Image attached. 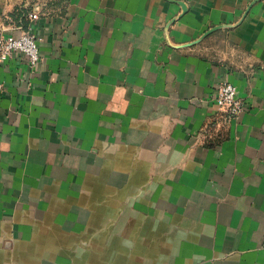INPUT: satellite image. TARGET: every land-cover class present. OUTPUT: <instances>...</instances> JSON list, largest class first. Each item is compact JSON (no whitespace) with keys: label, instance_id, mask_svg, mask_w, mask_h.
<instances>
[{"label":"crops","instance_id":"1","mask_svg":"<svg viewBox=\"0 0 264 264\" xmlns=\"http://www.w3.org/2000/svg\"><path fill=\"white\" fill-rule=\"evenodd\" d=\"M0 30L41 54L0 73V264H264V0H0Z\"/></svg>","mask_w":264,"mask_h":264},{"label":"built area","instance_id":"2","mask_svg":"<svg viewBox=\"0 0 264 264\" xmlns=\"http://www.w3.org/2000/svg\"><path fill=\"white\" fill-rule=\"evenodd\" d=\"M14 54H20L31 64H36L41 59L39 38L27 30L20 34H7L0 30V73L5 62ZM2 87L3 81L0 78V88ZM213 100L219 111L228 119L238 117L244 109V102L238 96L236 86L230 81L221 83Z\"/></svg>","mask_w":264,"mask_h":264}]
</instances>
